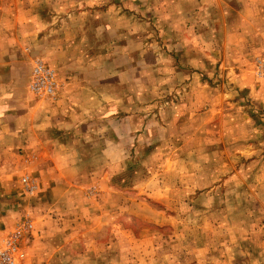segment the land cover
Instances as JSON below:
<instances>
[{"label":"rangeland","instance_id":"1","mask_svg":"<svg viewBox=\"0 0 264 264\" xmlns=\"http://www.w3.org/2000/svg\"><path fill=\"white\" fill-rule=\"evenodd\" d=\"M137 32L204 80L200 133L145 137L116 199L96 168L40 181L5 101L36 61L50 68L43 47L83 38L109 59ZM262 63L264 0H0V250L19 232L17 264H264Z\"/></svg>","mask_w":264,"mask_h":264},{"label":"crops","instance_id":"2","mask_svg":"<svg viewBox=\"0 0 264 264\" xmlns=\"http://www.w3.org/2000/svg\"><path fill=\"white\" fill-rule=\"evenodd\" d=\"M146 36L135 33L131 43L116 46L109 59L106 48L99 46L96 53L97 48L84 47L83 38L65 40L51 52L40 50V58L57 75L56 96L36 99L20 90L18 97L5 101L10 120L3 125L18 131L14 135L28 153L24 160L33 161L40 181L58 180L51 181L47 168L62 169L60 177L79 168L84 181V174L96 168L100 186L114 192L116 199L131 168L142 163L132 154L140 152L145 137L170 135L177 125L187 134L188 122L194 124L193 134L200 133L207 113L204 80L192 74L185 61L171 57L177 54L153 47ZM191 67L201 69L197 64ZM29 76L30 67L26 85ZM180 145L182 150L185 144Z\"/></svg>","mask_w":264,"mask_h":264},{"label":"built area","instance_id":"3","mask_svg":"<svg viewBox=\"0 0 264 264\" xmlns=\"http://www.w3.org/2000/svg\"><path fill=\"white\" fill-rule=\"evenodd\" d=\"M264 63L260 66L263 69ZM261 71V73H263ZM59 83L53 69L46 67L41 61H36L31 68L28 82V90L32 95L46 99H53L56 96ZM21 185L28 193H34L37 185L28 176L21 178ZM19 232H14L3 240V247L0 250V264H17L23 258V254L16 247Z\"/></svg>","mask_w":264,"mask_h":264}]
</instances>
